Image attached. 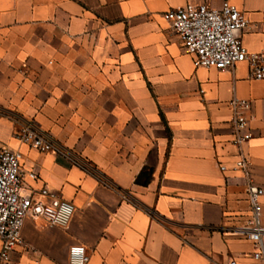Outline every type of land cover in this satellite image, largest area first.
Here are the masks:
<instances>
[{
  "label": "crops",
  "instance_id": "1",
  "mask_svg": "<svg viewBox=\"0 0 264 264\" xmlns=\"http://www.w3.org/2000/svg\"><path fill=\"white\" fill-rule=\"evenodd\" d=\"M223 1L0 0V146L22 154L25 185L76 208L65 229L27 219L16 264H69L76 244L88 264H264L239 233L250 205L230 104L252 102L246 150L264 187V80L247 63L196 67L163 16ZM229 1L262 51L264 0ZM29 120L70 158L22 142Z\"/></svg>",
  "mask_w": 264,
  "mask_h": 264
},
{
  "label": "built area",
  "instance_id": "2",
  "mask_svg": "<svg viewBox=\"0 0 264 264\" xmlns=\"http://www.w3.org/2000/svg\"><path fill=\"white\" fill-rule=\"evenodd\" d=\"M182 42L184 51L193 55L196 67L224 70L247 63L251 78L264 80V48L260 52L249 51L242 40L248 25L245 13L229 0L220 7L207 2H188L186 5L163 14ZM231 130L232 143L239 150L234 170L241 171L246 179V195L250 213L246 224L239 229L254 242L255 259L264 263V223L262 220L264 187L258 185L252 175L251 162L246 150L253 138L250 127L253 115L249 99L235 97ZM18 138L40 152H55L70 156L53 137L44 132L34 121H27L17 133ZM75 162V161H74ZM226 171L225 165H220ZM31 180H37L35 168L26 172ZM22 154L6 146H0V264H16L14 252L24 244L22 229L27 219L41 221L44 225L67 228L74 216L75 205L60 193L47 186L35 188L25 185ZM90 254L84 245L70 248L69 264H88ZM229 264H238L231 260Z\"/></svg>",
  "mask_w": 264,
  "mask_h": 264
},
{
  "label": "trees",
  "instance_id": "3",
  "mask_svg": "<svg viewBox=\"0 0 264 264\" xmlns=\"http://www.w3.org/2000/svg\"><path fill=\"white\" fill-rule=\"evenodd\" d=\"M145 174H146L145 172H142V173L140 174V176L138 177L137 180H138V181H142L141 178H142V176H144Z\"/></svg>",
  "mask_w": 264,
  "mask_h": 264
}]
</instances>
